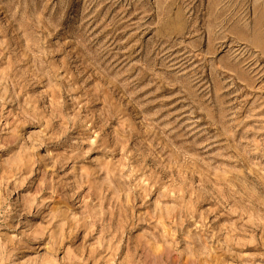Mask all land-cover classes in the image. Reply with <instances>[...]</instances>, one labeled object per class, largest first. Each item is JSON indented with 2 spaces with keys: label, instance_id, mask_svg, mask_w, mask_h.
Returning <instances> with one entry per match:
<instances>
[{
  "label": "rangeland",
  "instance_id": "rangeland-1",
  "mask_svg": "<svg viewBox=\"0 0 264 264\" xmlns=\"http://www.w3.org/2000/svg\"><path fill=\"white\" fill-rule=\"evenodd\" d=\"M0 264H264V0H0Z\"/></svg>",
  "mask_w": 264,
  "mask_h": 264
}]
</instances>
